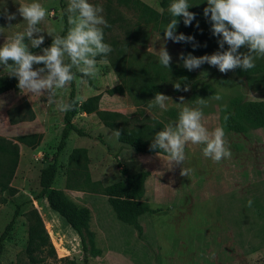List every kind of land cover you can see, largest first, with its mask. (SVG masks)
<instances>
[{
	"label": "rangeland",
	"instance_id": "obj_1",
	"mask_svg": "<svg viewBox=\"0 0 264 264\" xmlns=\"http://www.w3.org/2000/svg\"><path fill=\"white\" fill-rule=\"evenodd\" d=\"M142 1L156 9L159 18L147 25L137 23L140 29L130 34L131 39L125 48L122 43L126 40L124 29L115 27L108 36L114 37L117 43L110 46L113 50H125L131 67L162 69L166 79L157 76L151 84L143 85L141 78L131 77L127 62L126 66L115 65L108 59V54L106 58L96 59L98 72L95 76H83L78 68L73 67L76 98L82 101L89 95L100 93L101 109L123 113L132 127L153 126L159 121L163 130L166 125L176 122L179 115L177 103L183 96L181 107L201 109V123L209 132L217 127L223 128L225 146L231 156L216 162L204 156V145L189 142L184 148L183 163H170L167 153L137 152L129 144L120 142L115 131L104 126L95 114L79 111L74 122L89 136L72 132L67 138L64 149L57 155L58 169L53 187L62 190L74 204L87 206L91 211L89 228L95 232L101 254L89 256L86 264H264V129L249 128L239 132L225 125L228 114L237 105L248 100L264 101V71L240 75L235 69L223 74L218 66L207 63L189 71L183 67L180 53L200 57L226 51L228 47H219L220 38L212 35L211 21L203 16L206 0H188L192 6L189 11L196 13L191 26H185L182 18H178L177 34L193 36L200 45L195 49L191 43L160 39L166 25L173 19L168 12L172 0H166L165 7L160 5L161 0ZM32 2L40 3L48 13L38 25L45 41L52 38L48 33L60 35L64 28L63 14L68 20L69 0H62V3L61 0H0V10L16 12L20 4ZM89 2L103 9L101 15L105 19V0ZM119 10L129 20L132 31V23L139 20L137 13L123 6ZM7 23L3 19L0 26L6 28ZM11 23L12 27L0 35V45L5 37L24 32L27 27V22L18 13ZM25 42L28 43L27 38ZM163 44L171 57L170 69L158 65L159 49ZM41 48L33 53L42 54ZM240 51L246 52L247 49ZM255 65L264 66V57H257ZM125 68L128 70H123L124 83H120L117 74ZM7 73V69L0 66V75ZM183 77H187V81H182ZM174 83H181V87L187 83L190 90L176 91ZM117 85L123 92L107 93V89ZM150 85L155 88L153 92L149 91ZM69 91V84L56 90L55 103L51 104L46 95L26 94L19 88L0 94V140L5 145L9 142L16 144L18 148L17 163L10 179L14 191L0 193V231L10 219L15 203L31 199V204L42 213L57 256H68L77 264H85L80 239L74 229L50 208L45 198L34 199L40 189L44 163L56 155L64 114L58 104H66ZM157 92L171 97L165 102V109L148 107ZM216 95L220 96L219 100L214 98ZM200 98L206 101V106L198 103ZM155 133L150 132L148 138L153 140ZM32 134L42 135L36 148L18 140L20 136ZM76 147L87 151L86 168L70 162V153ZM0 157L2 167H5L10 155L0 153ZM181 168L188 170L186 176L180 174ZM140 171L149 173L140 199L149 205L151 211L139 217L143 234L138 236L121 223L106 195L79 188V185L87 176L92 181L108 185L130 179ZM31 204H25L23 211H27ZM26 238L27 221L22 213L6 241L0 264H29L25 253ZM47 264H62V261L51 260Z\"/></svg>",
	"mask_w": 264,
	"mask_h": 264
},
{
	"label": "clouds",
	"instance_id": "obj_2",
	"mask_svg": "<svg viewBox=\"0 0 264 264\" xmlns=\"http://www.w3.org/2000/svg\"><path fill=\"white\" fill-rule=\"evenodd\" d=\"M206 5L203 8V16L211 21L212 35L220 38L219 47L224 49L227 45V50L200 57L193 56L192 53H180L183 67L191 71L207 63L218 66L219 72L223 74L237 68L243 71L254 68L255 59L264 57V0H206ZM190 7L192 6L188 0H172L168 12L173 19L166 25L164 35L160 39L165 42L170 40L174 43H191L193 49L200 46L193 36L177 34L180 23L178 18H182L185 26H191L196 18V13L189 11ZM102 12L101 7L94 6L89 0H69L67 13L70 27L67 34L52 36L48 33L52 37V43L41 48L45 36L38 25L48 15L46 9L37 2L20 4L16 12L4 9L0 12V18L8 23L6 28L0 26V35H4L5 29L12 27L11 22L16 20L17 13L27 22V27L24 32L5 37L0 45V66L7 69L9 77L18 80L17 87L21 91L34 96L46 95L48 103H55L56 90L65 88L75 79L73 67L78 68L83 76H95L98 72L96 57H106L112 51L111 46L104 42L101 26L110 25L101 15ZM196 26L199 27L198 22ZM26 38L28 43L25 42ZM30 48H41L42 54H34ZM242 48L247 51H240ZM65 57L70 63H65ZM170 61L171 57L163 44L159 49V63L170 69ZM34 65L43 67L34 68ZM182 81H187V77H183ZM173 87L176 91L190 90L187 83L183 88L181 83H174ZM214 98L219 100L220 96L216 95ZM79 99L70 104L61 102L58 108L62 112L74 110ZM169 99L171 97L157 92L148 107L152 109L158 106L165 109V102ZM179 100L176 122L155 133L150 151L162 150L168 154L170 163L182 164L185 159V145L191 142L204 145V156L216 162L230 157L231 152L225 146L223 128L217 127L209 132L201 123L202 110L186 105L181 107L184 97H179ZM198 103L206 106L204 99L200 98ZM114 134L119 137L121 133L115 130ZM187 173V169L181 168L182 176Z\"/></svg>",
	"mask_w": 264,
	"mask_h": 264
},
{
	"label": "trees",
	"instance_id": "obj_3",
	"mask_svg": "<svg viewBox=\"0 0 264 264\" xmlns=\"http://www.w3.org/2000/svg\"><path fill=\"white\" fill-rule=\"evenodd\" d=\"M62 3V0H61ZM160 5L165 7L166 0H161ZM123 6L128 10L137 13V17L140 20H136L135 24L132 23L134 28L129 29V20L120 12L119 7ZM105 20L109 27H104V42L109 45H116V39L112 36H108L115 27L124 29L125 41L124 45L128 44V40L131 39V33L138 31L141 24H149L159 18L160 13L145 3L142 0H105ZM0 12H2L0 10ZM64 28L61 32V36H64L69 28L66 14H63ZM3 18H0V22ZM139 25H138V24ZM52 42V38L44 42L49 44ZM43 44V45H44ZM42 45V46H43ZM41 46V47H42ZM35 48L30 50L32 52L39 50ZM106 58L104 56H98L96 59ZM108 59L115 65L121 64L126 66L129 64L130 75L133 79L141 78V84H151L154 78L163 75L161 70H152L151 68H133L130 66L129 56L122 48H118L109 53ZM11 63V61H10ZM66 63H70L68 58ZM162 66L161 64H158ZM154 66V65H153ZM128 68L120 69L117 74L120 83H124V71ZM264 71V66H256L248 71H243L239 68L236 72L240 75H249L257 72ZM73 72V69H72ZM89 84L93 86V82L88 78ZM126 81V80H125ZM18 80L15 77H9L8 73L0 75V94L10 93L16 89ZM133 84H136L133 83ZM70 91L66 101V104H70L77 100L74 80L69 83ZM182 86L181 88H183ZM149 91L153 92L154 87L150 85ZM122 87L117 85L107 89V93L112 95L116 92H123ZM101 94L97 93L86 97L82 101H78L74 110L64 112L63 114V127L60 134V140L57 145L56 155L49 162L44 163L40 174V189L34 195V199L45 198L46 202L51 209L55 210L60 216H62L66 222L76 232L80 239L81 249L83 251V263H88L89 256L95 257L101 254V250L96 245L95 232L89 228L91 220V211L87 206H78L74 204L66 194L53 187V181L55 179L58 163L57 155L64 149L65 142L72 132L77 133L80 136H89V134L81 127L77 126L74 122V116L80 111L85 114H95L96 117L102 122L104 126L112 130H119L120 136L117 137L120 142L129 144L137 152L140 153H153L162 152V150L150 151V144L153 140L148 138L150 132H157L161 130L162 123L156 121L155 125L144 124L141 127H132L129 125L128 117L123 113L115 110L101 109L99 107V101ZM144 100V99H142ZM225 125L230 130L234 131H246L249 128H262L264 129V101L262 100H248L237 105L229 114L226 119ZM41 134L24 135L18 138L19 141L36 148L41 141ZM0 153H8L10 159L6 162V166L2 167L3 160L0 157V193L8 192L12 193L14 188L10 186V179L14 172L15 165L18 158V148L16 144L9 142L7 145L0 140ZM70 162L86 168L87 163V151L83 147H76L70 153ZM80 163V164H79ZM148 171H140L132 175L130 179L118 181L112 184L103 185L99 181H92L89 176L85 177L79 185V188L88 189L91 192L100 193L106 195L109 203L113 207L118 219L130 230L137 233L138 236L143 234V227L139 221V217L145 213L151 211L149 205L140 199L143 184L148 176ZM25 204H31V199L15 203L13 212L10 219L6 222L3 229L0 231V263L5 251L6 241L11 236V233L15 227L17 217L20 214H24L27 221V238L25 253L29 264H47L48 261L57 260L62 261V264H77L74 258L64 256L58 257L55 246L51 240L50 234L46 229L42 213L37 210L32 204L27 211H23ZM41 213V214H40Z\"/></svg>",
	"mask_w": 264,
	"mask_h": 264
},
{
	"label": "crops",
	"instance_id": "obj_4",
	"mask_svg": "<svg viewBox=\"0 0 264 264\" xmlns=\"http://www.w3.org/2000/svg\"><path fill=\"white\" fill-rule=\"evenodd\" d=\"M90 96V95H89Z\"/></svg>",
	"mask_w": 264,
	"mask_h": 264
}]
</instances>
